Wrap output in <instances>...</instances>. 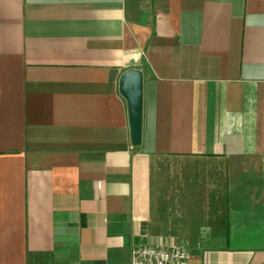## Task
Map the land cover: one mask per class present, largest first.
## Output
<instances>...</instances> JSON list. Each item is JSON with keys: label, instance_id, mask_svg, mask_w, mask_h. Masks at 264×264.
Wrapping results in <instances>:
<instances>
[{"label": "crops", "instance_id": "1", "mask_svg": "<svg viewBox=\"0 0 264 264\" xmlns=\"http://www.w3.org/2000/svg\"><path fill=\"white\" fill-rule=\"evenodd\" d=\"M162 156L222 163L225 237L158 232ZM159 245L264 264V0H0V264H127Z\"/></svg>", "mask_w": 264, "mask_h": 264}, {"label": "rangeland", "instance_id": "2", "mask_svg": "<svg viewBox=\"0 0 264 264\" xmlns=\"http://www.w3.org/2000/svg\"><path fill=\"white\" fill-rule=\"evenodd\" d=\"M227 198L221 162L168 156L152 159L150 215L158 232L184 235L192 246L203 230L221 235L217 233L226 215Z\"/></svg>", "mask_w": 264, "mask_h": 264}, {"label": "water", "instance_id": "3", "mask_svg": "<svg viewBox=\"0 0 264 264\" xmlns=\"http://www.w3.org/2000/svg\"><path fill=\"white\" fill-rule=\"evenodd\" d=\"M118 92L127 101L130 141L139 143L141 110V74L137 70L124 72L118 81Z\"/></svg>", "mask_w": 264, "mask_h": 264}, {"label": "built area", "instance_id": "4", "mask_svg": "<svg viewBox=\"0 0 264 264\" xmlns=\"http://www.w3.org/2000/svg\"><path fill=\"white\" fill-rule=\"evenodd\" d=\"M188 251L173 245L138 246L127 264H186Z\"/></svg>", "mask_w": 264, "mask_h": 264}, {"label": "trees", "instance_id": "5", "mask_svg": "<svg viewBox=\"0 0 264 264\" xmlns=\"http://www.w3.org/2000/svg\"><path fill=\"white\" fill-rule=\"evenodd\" d=\"M217 234H221L224 237L227 235V216L226 215H225L223 222H222V225H221V231H218Z\"/></svg>", "mask_w": 264, "mask_h": 264}]
</instances>
